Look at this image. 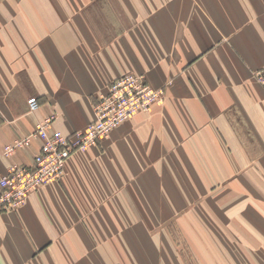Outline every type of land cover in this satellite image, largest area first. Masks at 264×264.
<instances>
[{
  "label": "crops",
  "instance_id": "crops-1",
  "mask_svg": "<svg viewBox=\"0 0 264 264\" xmlns=\"http://www.w3.org/2000/svg\"><path fill=\"white\" fill-rule=\"evenodd\" d=\"M261 68L264 0H0V177L118 77L166 88L0 214V264H264Z\"/></svg>",
  "mask_w": 264,
  "mask_h": 264
},
{
  "label": "built area",
  "instance_id": "built-area-1",
  "mask_svg": "<svg viewBox=\"0 0 264 264\" xmlns=\"http://www.w3.org/2000/svg\"><path fill=\"white\" fill-rule=\"evenodd\" d=\"M264 87V68L254 72ZM162 102L161 93L143 85L131 73L112 81L107 93L95 105L94 120L84 129L70 135L49 131L50 121L39 125L35 137L41 140L40 152L32 166L12 167L0 177V214L17 210L39 188L60 180L66 171L68 159L77 151L85 150L108 137L117 126L141 112H149ZM32 111L39 108L36 98L29 100ZM32 136L17 141L16 146H27ZM12 147H7L10 153Z\"/></svg>",
  "mask_w": 264,
  "mask_h": 264
},
{
  "label": "rangeland",
  "instance_id": "rangeland-1",
  "mask_svg": "<svg viewBox=\"0 0 264 264\" xmlns=\"http://www.w3.org/2000/svg\"><path fill=\"white\" fill-rule=\"evenodd\" d=\"M261 69H263V68H261ZM257 70H260V69H257ZM257 70H254V72L257 71ZM254 72H253V74H254ZM131 76L134 77V78H136V79H139V81H141V82L143 83V85H145V86L151 88L152 90H154V91H156V92H158V93H161V96H162V102H161L160 104H155V105H153L154 108L157 107V106L163 105V103H164V101H165V99H166V88H165V87L155 88V87L151 86V85L148 83V81H147V79H146V77H145L144 75H139V74L131 73ZM254 77H255V75H254ZM255 79H256V77H255ZM256 81H257V79H256ZM257 82H258V81H257ZM259 84H260V83H259ZM260 85H261V84H260ZM108 86H109V85H108ZM97 102H98V101H97ZM97 102H96V103H97ZM96 103H95V105H96ZM153 107H152V109H153ZM94 109H95V106H94Z\"/></svg>",
  "mask_w": 264,
  "mask_h": 264
}]
</instances>
